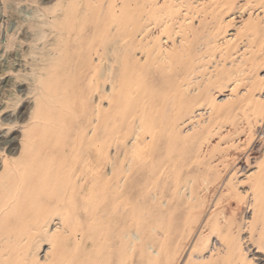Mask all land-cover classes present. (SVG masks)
Here are the masks:
<instances>
[{
	"label": "bare ground",
	"instance_id": "bare-ground-1",
	"mask_svg": "<svg viewBox=\"0 0 264 264\" xmlns=\"http://www.w3.org/2000/svg\"><path fill=\"white\" fill-rule=\"evenodd\" d=\"M45 1L48 4L41 1L44 12L40 14L37 8L39 14L23 29L20 55L7 50L9 66L1 72L16 71L15 79L10 77L0 87V264H264V129L259 126L264 124V86L253 103L249 100L256 109L251 107V111L258 112V150L251 148L253 159L258 161L257 176H252L258 183L252 181L254 187L251 185L255 188L251 190L258 237L251 235L252 230L251 239L246 241L241 231L234 235V230L242 228L233 230L232 209L218 204L222 209L215 211L217 206L209 213L199 238L189 245L188 238L200 226L205 206H200L202 196L193 189L194 175L178 183L180 168H189L193 155H200L201 149L186 164L188 159H182L179 152L193 150L186 147L190 152L186 151L188 143L182 144L184 138H192L182 139L181 134L182 140L176 142L184 146L178 149L184 150L176 154L177 130H172L177 127L176 112L182 115L178 120L188 116L183 117L180 109L185 113L190 105L216 112L219 105L212 87L223 94L235 75L234 70L229 75L227 69L224 73L215 67L214 74L211 71L202 79L203 86L201 80L196 86L200 67L194 57L201 54L203 61H209L220 43L217 47L225 46L218 48L217 57L226 61L236 50L238 37L221 44L213 28L201 34L203 29L195 27V33L193 26L184 23L188 14L182 8L189 0ZM262 1L256 2L259 5ZM216 2L222 10L219 17L236 7L235 0ZM245 21L249 28H255V23ZM259 21L258 14L256 24H261ZM259 24L258 31L249 30L257 32L254 37L263 32ZM246 38L245 48L250 49L253 36ZM169 39L175 49L169 46ZM247 52L243 51L239 62L246 64L261 57H248ZM200 58L197 65L203 62ZM257 66H250L254 69L249 67V74L258 71ZM261 79L263 82L251 81L248 91H252H246L245 96L256 92L264 76ZM195 90L194 97L187 95ZM177 92L184 100L173 98ZM23 100L29 104L16 115V105ZM230 104L235 107L234 102ZM197 135L198 141L192 140L199 145L202 138ZM161 141H167L165 147ZM180 158L187 160L185 165ZM246 163H240V171ZM170 170L177 171L176 175L171 172L176 180L168 174L166 182L169 180L173 190L167 193L170 187L163 185L162 176ZM198 171L203 172V168ZM206 172L209 170L201 176L210 182L204 184H212L214 179L211 173L206 177ZM199 183L202 186L203 182ZM206 187L203 190L210 188ZM251 240L253 246L258 244L257 251L252 249ZM187 246L191 247L188 252ZM207 250L211 255L206 256Z\"/></svg>",
	"mask_w": 264,
	"mask_h": 264
},
{
	"label": "rangeland",
	"instance_id": "rangeland-1",
	"mask_svg": "<svg viewBox=\"0 0 264 264\" xmlns=\"http://www.w3.org/2000/svg\"><path fill=\"white\" fill-rule=\"evenodd\" d=\"M41 1H43L44 4L47 2L45 0H0V87H2L4 85V81L5 80H9L10 77L15 79L14 77H16V74H14L16 72L15 70H14L13 74H9V73H7L5 75L1 74L2 69L9 66L8 62L10 61L9 60L10 59V57H9L10 56L9 55L10 52H7V50H9V51L11 50L13 53H18L19 51H21V48H22L23 45L20 42L22 41L23 37L25 36V32L23 30V29H25L24 27L28 25V22H30V20L33 17H35L33 15H37L39 13L42 14L44 12L43 11V4H42ZM256 1L257 0H235L236 7L234 9H231L230 11L226 12L223 16H220V17H219V14L222 12V10L217 7L216 0H189L188 3L185 4L184 8H182L183 10L186 9L185 11H187V14H188V19L186 20V22H184L185 24L191 25V27L193 26L192 27L193 29H195V27H198V28L200 27L199 29L202 28L203 30L202 29H201L202 31L200 30L201 34L203 33V31H206L208 29H212L213 28V30L217 31V34H219L218 35L219 36L218 39L221 41V44L225 43V40H227V39H230V38L234 37V40H236L237 37H238V45L240 46V47L238 45L236 46L235 45L236 43L234 44L236 46V50L234 49L235 52H234V50L232 51L233 55L228 57L229 59L227 58L226 61H225L224 58H223L224 59L223 60L220 57L219 58L217 57V55L220 52V50L218 51V48L221 49V46H222V45H220V47H217V46H219L220 43L215 48V49H217L216 51H218V52H216V51L213 52L214 54L216 53V55H214L215 57L214 56L212 57L214 60L212 58H210L209 61L205 60V59H204L205 61H203V59L200 58L201 54L195 55V57H194V59H196L195 64H196L197 67H200V69H198L199 71H197V74L195 75L197 80H199V82H196L197 80H194L195 81L194 84L195 83L196 84L200 83V80H201L202 82L200 84H202L201 85V87H202L203 86V82H204L203 80L206 77H208L209 75H211L212 72L214 74V72L216 71L215 67H217V69H219L221 72H222V70L224 72V69H227L228 70V71L226 70L227 74L231 73L234 70V72H232V73L235 74L234 75L235 77H236V74H237V77L236 78H234V76L232 77L233 79L230 80L231 82L229 81L228 87H226V88H224L222 90L223 94L220 93L218 88H215L216 86L212 87V89H213L212 90V94L215 92L214 94H215L216 100L219 103L218 104V103L215 102V104L217 106L219 105L218 106L219 108L221 107L220 109L217 107L218 111L216 110V112H214L215 114L213 112L211 114V111L209 113V110L207 111L206 110L207 108L205 107V109H204V106H201V105L200 106L196 105L193 108L190 105L188 108H186V109H188V111H190L189 109L191 107L193 109V110H191V112H188L186 110V112L184 113V111H183L184 108L180 109L181 113L183 114V117H184V114H186V113H188V116L186 114L187 117L185 116V118H182V119L180 118L179 120H178V117L181 115L179 113V111H178V113L176 112L177 115L179 114L178 116L175 114V111H172V113H171L172 115H176L177 116V121H175V123H174L175 124L174 126H177V127L172 129V130H175V131L177 130V132H176L177 135L174 136L175 137L174 145H176L177 149H178L179 147H181V146L186 144V143L183 144V142H187L188 144L185 145V150L189 151L188 150L189 148L193 149V150H190L191 152L189 151L190 152L189 154H188V152H186L187 155L184 154L185 151L179 152V154L181 153V155H180L181 158H182V154L184 155L183 156L184 158H182V159H188V162H186L187 160H183L182 161V159L180 158L181 159L180 163L181 162H183L181 164H184L185 162H186V164L189 163L190 159H193L191 157V155L196 153V150L199 151V148L201 149L198 152V153L201 152L200 155H198V154L196 155L195 154V156H200V157L196 158L193 155L194 159H193V161L191 160V162L189 163V166L191 165L190 167L188 166L189 168L186 169L184 167H187V166L184 164L185 166L183 167V165H182L183 168L182 169L180 168V170L182 172L181 175L183 177L180 175V178L178 177L180 180H178L179 182L178 181L177 182L181 183L182 182L181 180H183V181H185L186 179L190 180V178L193 177L192 175H194V178H192L194 181L193 180H191V181H193L192 184H193V187H195V188H193V187L192 188L196 190L197 196H198V194H200L199 196H202V198H199V200L203 199L202 201L200 200L202 202V204L200 206H205V207H202L203 209L205 208L204 209L205 210V213H204L205 215L203 214L202 221L203 220L207 221V219H208L207 217H208L209 213H211L212 210L214 211V209H216L217 206H218L219 209L217 208L215 211L221 210L223 205H225L224 207H227L229 211H231L230 209H232V211H233V212L231 211L230 214H229V217L231 216V219L233 221L232 224L234 223V227L235 228L231 224L232 227H233V230L234 229L238 230L240 227L242 228L238 232L234 230V232L236 233L234 235L237 236L239 234V232L241 231L240 236L243 237L245 239V241L248 240L249 238L251 239V235H253L255 237L256 236L258 237V234H257L258 222H257V219L255 218L254 207L252 206V205H254L252 201L253 200L255 201V197L253 196L254 194H252V193H254V191H252V190L253 189L255 190V188H252V186H253V184H252L253 182L252 181H255V183H258L257 178L253 180L252 176L254 177V175H256L258 173V164H257L258 161H255L253 159L252 149H251L252 147L255 146L256 149L258 150V147H257L258 146L257 143L259 141V138H258V121H257L258 120V112H257V114L255 113L256 109L254 107H252L251 104L253 103L252 102L253 100H256L255 96L259 95L260 87L264 86V83H261L260 85L258 84L259 82H263V79H261V78H263V76H264V67H263L264 64H262V62H261L262 60L264 62V57H263L264 56L263 55L264 54L263 53L264 52V50H263L264 49L263 48L264 47V43H263L264 42L263 41L264 40V29H262L264 27V23H263L264 22V15H263V13H264L263 11L264 10H262V8L264 6L263 5L264 1H262L259 5H258V2H256ZM47 4H48V2H47ZM36 9L38 11H40V12L36 13ZM258 9H260V10H258ZM260 12H261V14H260ZM12 14H13V16H12ZM258 14H259V19H260L259 22H261V24L258 23L261 26V27L259 26V30L260 31L263 30V32L261 31L260 35L258 34L259 36L256 35L254 37V35L257 32L255 33V32H252V31H256V30H253V29H255L256 26L258 25V24H256V21L258 22ZM250 15H251V17L254 16L253 18H255V19L249 18ZM49 20L51 21L52 17L51 18L49 17ZM245 20H249L250 22H252L251 24L255 23L254 25H252V26L256 25L255 28H249L251 26L248 27L247 26V22ZM219 26H221V28ZM222 27L224 28V30H223ZM247 27L249 29H247ZM216 28H218L219 30L218 29L216 30ZM17 29H19L20 31L17 30ZM250 29L252 31H249ZM248 31L251 32V33L248 34ZM257 31H258V29H257ZM197 32H199L198 29H197ZM195 33H196V29H195ZM200 33H199V35H200ZM247 35H248L249 38L251 36H253V39H254V41H252V45L253 46L250 45L252 48L251 47H250V49L247 48L248 52H250L251 54H249L247 52V49L245 48V46L248 45V40L246 38ZM256 37L258 38V40L255 41ZM177 38H180V37H177ZM223 38H224V40H223ZM164 39L165 40H163V41L167 42V39L166 38H164ZM172 40H173V38H172ZM179 41H180V39H179ZM8 42H9V44H11L10 45L11 47L9 46ZM249 42L251 44V41H249ZM179 43L177 41L176 47L178 46ZM168 44H169V46L171 45L170 46L171 48L175 49V46L173 47V45H172L173 41H171V39L168 40ZM255 44L256 45L259 44V46L261 48L260 47H256ZM224 46H222V47H224ZM254 48H256V49H254ZM251 49H252V51H251ZM256 50H257V52H256ZM236 51H237V54H234V53H236ZM243 51L247 52V56L248 57H249V55L251 56V58H252V55H253V57L254 56L259 57L261 55V57H263V59L261 57L260 58H255L256 62H258L255 65L251 64V63H253V64L255 63L254 59L250 60V61H247L246 64L241 63V62L238 61V60H240L238 58L243 53ZM261 52H262V54H261ZM19 55H20V52H19ZM198 57L200 58L201 61H203L202 63L199 62L198 63L199 65H197V62L199 61V60H197ZM216 58L220 59V60H217ZM211 59L213 60V62H212ZM257 59L259 61L262 59L260 61V63L262 64V68H260L261 64L259 63V61ZM206 61L209 62V64ZM217 61H223L225 66L222 65L223 63H221L220 66H216V65L214 66L213 65L214 62H217ZM203 63H204V65H207V64L208 65L206 67H203L204 66ZM17 64L18 63L16 62L15 65H17ZM215 64H217V63H215ZM201 66L203 68H201ZM250 66H255V67L257 66L258 71L256 69V70H254L255 72L253 71L254 73L252 72L253 74L251 73L252 75L249 74L250 71H252V70H250V68H251ZM248 68H249L250 71L248 70ZM251 69H254V67H252ZM259 69H261V71ZM247 70L249 72H247ZM242 71L243 72L245 71V73H243ZM226 72H224V73H226ZM256 72H258V74ZM208 73H210V74H208ZM255 74H256V78L254 77ZM257 75H260V76H257ZM202 76H204V77L202 78ZM253 77H254L255 80L253 79ZM259 77H260V80H262V81H260L258 79ZM238 79H240V80H238ZM252 79L255 82H258V83H256V85H259V87L253 85V87L255 86V88L258 87L257 88L258 91L255 88H253V90L255 89L256 92H254V94L252 93V95H251V93H249L251 96L248 97L249 96L248 93H247V96H245V94H246V91H248L249 86H250V89L252 88L251 87L252 85H250V84H253L251 82V81H253ZM256 79H258V80H256ZM176 80H179V78H175V81ZM235 81H236L237 84L236 83L234 84ZM196 86H198V84ZM196 86H194L193 88H195ZM23 87H26V86L23 85ZM193 88H190V89H193ZM0 89H2V88H0ZM195 89H197V88H195ZM200 90H202V89H200ZM251 91L252 90H250L248 92H251ZM1 92L3 93V91H1ZM257 92H259V93H257ZM178 93L179 92L175 93L173 95V98H175V99L177 98L178 101L180 99L184 100L185 97H183L182 95H179ZM194 93L196 94V90H195V92L193 91V93H190V94L187 93V95L188 96L189 95L190 96L193 95L192 97H194L195 96ZM261 94L264 95V90L261 91ZM178 95L180 97H178ZM261 97L264 98L263 96H261ZM229 98L232 99V100H230ZM228 99L232 103L233 102L235 103L234 104L235 107H233V104H230V101L228 102L229 104L228 103L225 104V102H227ZM258 99L259 98H257V100ZM249 100L250 101L252 100L251 101L252 103H250ZM28 104H29L28 100L27 101L23 100L22 103L20 102V104L18 103V105H16L17 108H15V109H17V111L15 110V114L18 115L20 110L21 111L25 110V107H27ZM236 105H238L237 106L238 108L236 107ZM242 105H244V106H242ZM231 106H232V108H230ZM251 107L253 109H255V110H253L255 115L251 111ZM234 108H235V112L233 110ZM245 108H246V110H245ZM219 110H220V112H219ZM230 110H231V112H230ZM227 111H228V113H227ZM189 113H190V115H189ZM213 114L216 117L212 116ZM179 122H181V123H179ZM263 123H264V120H263ZM259 124H260L259 126H261V127L263 126L264 127V124L261 125L262 122H260ZM263 127H262V129H264ZM17 128H19V127H17ZM207 129H209V130H207ZM255 130H256V132H255L256 135L253 132ZM17 132L18 131H14L13 133L17 134ZM203 132L205 133V137L207 138V139H205L206 140L205 142L203 141V139L205 137L204 138L202 137V136H204ZM173 133H175V132H173ZM197 133H201V134L197 135ZM247 133H248V136H247ZM181 134H182V137H181L182 139L184 138V136H186V137L187 136H191L189 138L187 137L186 139H191V138L193 139L194 138V140H197L198 137L195 136V134H196L197 136L200 137V139L202 138L201 139L202 142L200 141V143L198 145V142H197L198 140L194 141V140L191 139L192 141L189 140L190 141L189 142L188 140H185V138H184V140L182 141L183 145H181V143H179L182 140V139L180 140V138H179V136H181ZM248 138H249V140H248ZM176 140L179 141V142H176ZM262 141L263 140L260 139V142H262ZM165 142H167V141H164V143H162V141H161V144H162L161 146L165 147L166 146ZM192 143H193V145L196 144L197 147L194 148L196 145L193 147ZM163 144H165V145H163ZM178 144H180V145L178 146ZM186 147L188 149H186ZM177 149H176V152H177L176 154H178V151L184 150V149H180V150L179 149L177 150ZM248 155H249V157H248V161H247V156ZM196 160H198V161H196ZM241 162H244V163L247 162V163L245 164L246 165L245 169H243V170L241 169V171H240L239 165H240ZM198 164L199 165L202 164L201 165V169L198 166ZM202 168H203V172H205L206 170L207 171L209 170L208 173L206 172L208 174V176L206 175V177H209V173H211L210 176L214 179V180L211 179L212 180L211 181L212 184H209L210 186L208 184L207 185L204 184V182L205 183L206 182H208V183L210 182L209 178L206 181V178H204V177L202 178L203 172L202 171H198V170H202ZM172 171L173 170H170L169 172H167L165 175L162 176V180H163V183H164L163 185L164 186L165 185L168 186V184H169V187H170V188L167 187L169 189V190L167 189V193H170V190H173L171 184L169 183V180H168V184L166 182L167 179L171 178L170 175L173 177L172 174L177 172V171H173L174 173H171ZM201 173H202V176H201ZM206 173H204V174H206ZM168 174H169V178L167 177ZM174 175H176V173ZM199 176H200V178H199ZM171 179L172 180H176L174 177L171 178ZM172 180H171V182H172ZM200 180H202L201 182H203L202 186L205 185L204 188L206 186H207L206 189L210 187L209 189H207L208 191L207 190L206 191L203 190L204 188H202V186L200 185L201 184ZM173 182H176V181H173ZM197 183H199L201 188L198 186ZM255 183H254V185H255ZM197 186H198L199 189H197ZM251 188H252V190H251ZM202 191L205 192L203 195H205L206 201L208 200L207 202L204 199L205 197H203V195H201L202 193H199V192H202ZM196 192H194V196L195 197H196V195H195ZM187 193H189V191ZM211 195H213V196H211ZM222 195H223V198H222ZM253 197H254V199H253ZM203 201H204V203H203ZM218 204H220L222 207L220 205H218ZM214 206H216V207H214ZM232 206L234 208H232ZM253 213H254V215H253ZM253 216H254V218H253ZM233 218H236V221H234L235 219H233ZM231 219H229V220H231ZM253 219H254V222L256 220V223H254V224H253V222H251ZM202 221L200 223V226H198V229L196 230V232L193 233V235H191L188 238L190 240L189 245H191L190 243L193 244V242H192L193 240H194V243H195V240H197L199 238V235H200V232H201V227H203L202 224H205V222H206V221H203L204 222L203 223ZM251 223L254 225V227L252 226L253 228L251 227V225H252ZM250 227L252 229H250ZM198 230H200V231H198ZM251 230H252V232H251ZM197 232H199L198 235H196ZM253 232H254L255 235L253 234ZM246 234H248V235H246ZM245 235H246V238H245ZM195 237H196V239H195ZM256 239L258 240V238H255V240ZM250 244H252V249H254V251L258 250V247H257L258 244L253 246L254 245L253 241H252V243L250 242ZM46 247L47 246H44V248H46ZM212 247H214V246H212ZM190 248H191L190 246H187L186 252H188L189 251L188 249H190ZM209 250L205 251L206 256L211 255V251H209ZM214 253H216V252H214ZM185 255H184V257H185Z\"/></svg>",
	"mask_w": 264,
	"mask_h": 264
}]
</instances>
